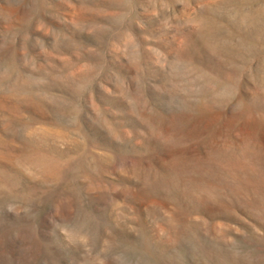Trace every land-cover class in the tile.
I'll list each match as a JSON object with an SVG mask.
<instances>
[{
  "label": "rangeland",
  "instance_id": "374dc122",
  "mask_svg": "<svg viewBox=\"0 0 264 264\" xmlns=\"http://www.w3.org/2000/svg\"><path fill=\"white\" fill-rule=\"evenodd\" d=\"M0 264H264V0H0Z\"/></svg>",
  "mask_w": 264,
  "mask_h": 264
}]
</instances>
